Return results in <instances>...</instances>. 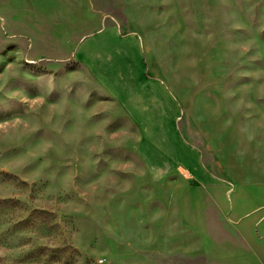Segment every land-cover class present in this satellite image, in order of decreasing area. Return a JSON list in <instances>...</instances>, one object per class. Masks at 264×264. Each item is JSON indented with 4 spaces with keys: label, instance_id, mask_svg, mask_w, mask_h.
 <instances>
[{
    "label": "rangeland",
    "instance_id": "1",
    "mask_svg": "<svg viewBox=\"0 0 264 264\" xmlns=\"http://www.w3.org/2000/svg\"><path fill=\"white\" fill-rule=\"evenodd\" d=\"M111 24L141 40L133 74L178 107L142 147L264 184V0H0V264H205L168 215L188 174L151 173L144 126L93 115L76 51Z\"/></svg>",
    "mask_w": 264,
    "mask_h": 264
},
{
    "label": "crops",
    "instance_id": "2",
    "mask_svg": "<svg viewBox=\"0 0 264 264\" xmlns=\"http://www.w3.org/2000/svg\"><path fill=\"white\" fill-rule=\"evenodd\" d=\"M141 49L139 38L122 33L114 24L80 38L76 61L96 83L85 92L90 103L98 104L93 115L100 116V124L132 125L136 131L144 126L138 134L137 155L142 167L150 163L151 173L169 178L182 171L188 174L189 185L170 202L168 215L174 228L181 226L188 239L203 244L205 264H264V184L217 181L201 169L195 154H177L171 164H161L157 157L172 154H149L142 147L150 138L149 126L161 131L166 141L179 115L177 104L172 107L171 102L160 100L163 92L167 94L160 83L133 74L132 61L137 62ZM134 77L140 81V90L135 91L137 101L131 103L127 96H133V84L138 82Z\"/></svg>",
    "mask_w": 264,
    "mask_h": 264
}]
</instances>
